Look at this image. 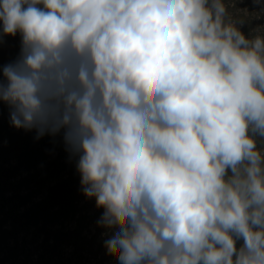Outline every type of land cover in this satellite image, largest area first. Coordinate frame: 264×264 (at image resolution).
Returning a JSON list of instances; mask_svg holds the SVG:
<instances>
[{"label": "clouds", "instance_id": "clouds-1", "mask_svg": "<svg viewBox=\"0 0 264 264\" xmlns=\"http://www.w3.org/2000/svg\"><path fill=\"white\" fill-rule=\"evenodd\" d=\"M242 28L225 0H0V105L62 144L116 264H264V35Z\"/></svg>", "mask_w": 264, "mask_h": 264}, {"label": "rangeland", "instance_id": "rangeland-1", "mask_svg": "<svg viewBox=\"0 0 264 264\" xmlns=\"http://www.w3.org/2000/svg\"><path fill=\"white\" fill-rule=\"evenodd\" d=\"M225 3L245 34L264 35V3ZM19 48V36L5 38L0 66ZM100 215L62 144L13 128L0 105V264H116L103 246Z\"/></svg>", "mask_w": 264, "mask_h": 264}]
</instances>
